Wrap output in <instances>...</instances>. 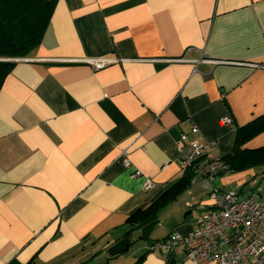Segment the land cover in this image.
<instances>
[{
	"label": "crops",
	"instance_id": "obj_1",
	"mask_svg": "<svg viewBox=\"0 0 264 264\" xmlns=\"http://www.w3.org/2000/svg\"><path fill=\"white\" fill-rule=\"evenodd\" d=\"M12 61L0 88V264H165L153 245L196 228L213 189L250 193L255 169L220 174L126 222L182 176L180 135L213 161L264 116V0H57L41 43ZM262 146L264 132L244 148ZM184 247L176 264H191Z\"/></svg>",
	"mask_w": 264,
	"mask_h": 264
},
{
	"label": "built area",
	"instance_id": "obj_2",
	"mask_svg": "<svg viewBox=\"0 0 264 264\" xmlns=\"http://www.w3.org/2000/svg\"><path fill=\"white\" fill-rule=\"evenodd\" d=\"M105 62L95 61L93 65L100 68ZM220 122L231 125L229 117ZM185 140L184 135L179 136L177 150L180 166L192 170L191 184L202 179L211 181L228 172L224 162L203 159V147ZM121 162L123 167H130L124 151ZM138 175L137 171L133 174ZM257 176L246 182L250 193L245 197H240L235 190L213 189L209 193L212 209L201 216L196 228L183 238L172 234L165 241L155 243L153 248L167 256L183 242L185 256L191 264H264V171Z\"/></svg>",
	"mask_w": 264,
	"mask_h": 264
},
{
	"label": "trees",
	"instance_id": "obj_3",
	"mask_svg": "<svg viewBox=\"0 0 264 264\" xmlns=\"http://www.w3.org/2000/svg\"><path fill=\"white\" fill-rule=\"evenodd\" d=\"M56 2L57 0H0V88L15 65L12 60L25 58L41 43ZM263 132L264 116L235 129L231 151L219 158L228 166L227 173L264 167V146L244 148L248 141ZM191 177L192 170L185 169L179 179L170 183L148 206L130 215L126 222L137 226L156 215L188 188ZM9 264L19 263L11 261ZM26 264H31V261ZM165 264H176L171 254L165 257Z\"/></svg>",
	"mask_w": 264,
	"mask_h": 264
},
{
	"label": "rangeland",
	"instance_id": "obj_4",
	"mask_svg": "<svg viewBox=\"0 0 264 264\" xmlns=\"http://www.w3.org/2000/svg\"><path fill=\"white\" fill-rule=\"evenodd\" d=\"M253 169H255V171L257 172V171H259V169H260V167H254ZM255 172V174L253 175H250L248 178H247V180H246V182L248 181V180H250L252 177H258L257 175H258V172L256 173ZM246 182H245V184H246ZM248 189V188H247ZM247 189H245L243 192H244V194H246L247 192H248V190Z\"/></svg>",
	"mask_w": 264,
	"mask_h": 264
}]
</instances>
